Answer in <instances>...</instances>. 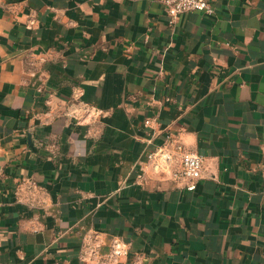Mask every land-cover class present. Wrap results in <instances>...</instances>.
I'll return each instance as SVG.
<instances>
[{"label":"crops","instance_id":"obj_1","mask_svg":"<svg viewBox=\"0 0 264 264\" xmlns=\"http://www.w3.org/2000/svg\"><path fill=\"white\" fill-rule=\"evenodd\" d=\"M209 1L0 0V264H264V0ZM167 134L195 191L146 167Z\"/></svg>","mask_w":264,"mask_h":264},{"label":"built area","instance_id":"obj_2","mask_svg":"<svg viewBox=\"0 0 264 264\" xmlns=\"http://www.w3.org/2000/svg\"><path fill=\"white\" fill-rule=\"evenodd\" d=\"M164 9L173 24L177 18L187 12L215 13L209 0H162ZM69 117L81 123H90L97 119L102 111L84 103L77 95V102L71 105ZM150 120L146 121L149 125ZM146 167H152L157 173H169L172 179L180 182L188 191H195L202 179L203 157L188 151L185 145L172 134H167L162 146L151 150L146 157ZM142 179V175H138ZM106 246L108 250L102 249ZM130 246L121 237L112 236L105 243L100 233L87 236L81 250L80 259L85 264H120L121 259L129 254Z\"/></svg>","mask_w":264,"mask_h":264},{"label":"water","instance_id":"obj_3","mask_svg":"<svg viewBox=\"0 0 264 264\" xmlns=\"http://www.w3.org/2000/svg\"><path fill=\"white\" fill-rule=\"evenodd\" d=\"M32 142V141H31Z\"/></svg>","mask_w":264,"mask_h":264}]
</instances>
